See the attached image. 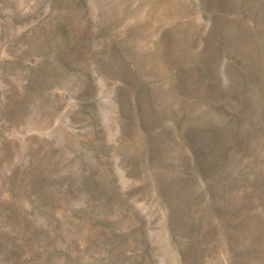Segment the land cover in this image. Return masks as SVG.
Segmentation results:
<instances>
[{
	"label": "rangeland",
	"instance_id": "rangeland-1",
	"mask_svg": "<svg viewBox=\"0 0 264 264\" xmlns=\"http://www.w3.org/2000/svg\"><path fill=\"white\" fill-rule=\"evenodd\" d=\"M0 264H264V0H0Z\"/></svg>",
	"mask_w": 264,
	"mask_h": 264
}]
</instances>
